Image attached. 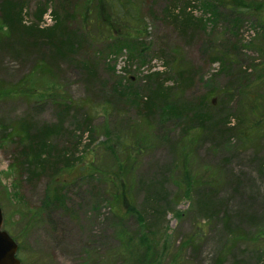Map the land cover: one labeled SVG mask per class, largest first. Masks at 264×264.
<instances>
[{
  "label": "rangeland",
  "instance_id": "rangeland-1",
  "mask_svg": "<svg viewBox=\"0 0 264 264\" xmlns=\"http://www.w3.org/2000/svg\"><path fill=\"white\" fill-rule=\"evenodd\" d=\"M23 1L26 9L23 20L24 23H29L33 20L39 0ZM41 1L47 5L42 24H50L53 17L49 9L59 5L60 0ZM187 1L130 0L131 6L136 9V18L130 24L127 22V34L136 44L131 46L130 41L123 47L109 38L103 26L95 27L94 23L80 21L83 2H78L75 16L70 19L73 23L69 25L77 29L83 28L85 37L79 36V45L72 50L76 65L65 67L62 64L56 79L63 86L65 98L77 105L79 112L75 116L72 108L65 113L62 126L65 130L52 137L51 142L56 147L66 148L75 144L76 155L86 160L92 159L94 155L97 171L93 177H86L67 190V195L74 204L66 206L74 208L75 205L79 207L78 210L84 209L79 212V224L71 219V212L67 214L66 210H57L52 216L57 223L54 231L39 208L46 195L51 194V186L55 185L58 175H54L53 179L47 174L22 178L15 167V156L19 152L17 143L11 141L0 144V206L3 227L15 238L19 254L24 256L26 264H92L97 257H103L114 248L116 242L110 227L112 214L109 211V205H115V202L109 203L114 187L106 184L98 171L109 173L114 167L115 155L110 154L108 148L113 147L111 142L116 135L128 136L133 125L136 128L131 129L132 137L146 130L141 119L143 108L133 99L134 90L139 92L142 99L146 97V90L143 88L146 73L159 70L168 77L170 75L169 79L166 78L168 80L164 79L167 84L173 85L169 95L173 97L180 93V98L188 102L191 98L201 97L216 85L226 84L228 77L238 70V65L230 68L220 58L223 49L234 45V53L237 55L232 58H236V63H241V71L243 67L247 68V77L253 80V84L257 82L256 89L264 97V78H257L258 72L264 67L261 52L264 47V26L261 25L264 14L260 17L258 12H238L227 7L232 10L229 12L220 6L215 12L221 11L222 15L212 16L208 7L205 9L203 6L205 0H189V5ZM243 1L254 4L264 0ZM63 4V12H69L70 1L68 3L65 0ZM184 5H187L185 8L191 6L189 11L192 13L191 23L185 30L182 25H177ZM198 17L201 20H197ZM1 28L0 25V32ZM135 36L137 39L133 38ZM35 63L36 61L31 60L21 64L9 53H2L0 78L11 84L24 73H29L31 65ZM83 66H90L93 74L90 78L87 76L85 81L82 77L86 67ZM179 69H185L184 82L179 79ZM32 79L37 86L48 84L51 80L48 75L38 72L32 74ZM122 84L131 86L127 88L130 90L126 101L123 94L119 95L114 91ZM120 89L125 90V87ZM9 96L13 98L10 102L0 101V119L10 124L17 122L24 114L37 124L54 123L58 120L56 107L46 101V104H40L35 109L26 99H18L15 94ZM240 97H236L234 102L228 101L227 106L222 108L225 113L228 112L229 125L235 126L238 123L239 127H245L250 118L248 110H244L246 115H241L236 106L240 103ZM115 103L120 104V115H116L113 107ZM87 115L92 119L91 131L85 129L81 138L76 140L82 129L75 124L80 125ZM167 124L162 130H147L143 135L155 140L166 130L170 139L176 141L178 150L193 152L188 157L189 169L194 172L200 168L207 171L205 175L212 176L211 189L216 206L212 204L216 214L203 215L194 207V194L190 192L188 196V190H179L173 182L165 183L168 197L162 198L157 205V219L153 225L159 239L157 246L152 247L145 256L139 253L128 264H177L174 254L178 251L185 252L180 264H213L220 250L223 253V264H234L235 259L241 261L244 258L253 261V252L264 251V236L257 238L261 229H264V217L247 222L236 215V210L250 206V211L256 209L255 212L264 213V136L258 132L251 136V141H245L241 137H235L234 130L224 140L212 141L210 137H204L195 145L193 138L188 136L190 131H194L193 124L186 133L170 122ZM166 143L158 139L150 147L141 145V150H144L141 152L139 149L137 158V155L133 156L136 161L128 178L132 177L134 180L132 193L137 203L142 202L145 194V187L141 186L138 179H163L168 175L167 170L169 166L171 168L175 156L173 157L172 149ZM117 157H123L122 152H117ZM84 159L73 164L70 170L72 179L77 172L74 167L84 166ZM70 175L68 178H71ZM179 176L177 168L176 177ZM48 187L50 189L46 193ZM250 195L254 199L250 200ZM225 210L231 216L230 231L225 230L223 224ZM37 217L39 221H36ZM125 228L132 235L140 226L130 218ZM235 237L238 240L232 247L231 241ZM189 238L198 249L194 255L191 250L186 252L183 249ZM240 249L247 252L243 254ZM88 250L90 252L87 253Z\"/></svg>",
  "mask_w": 264,
  "mask_h": 264
},
{
  "label": "trees",
  "instance_id": "trees-1",
  "mask_svg": "<svg viewBox=\"0 0 264 264\" xmlns=\"http://www.w3.org/2000/svg\"><path fill=\"white\" fill-rule=\"evenodd\" d=\"M69 1V12H63V2L65 0H60L59 5H54L53 9H49L53 22L42 24L44 14L47 11V5L44 1H38L33 13V20L29 23H24L23 13L26 9L23 0H0V25L2 27V31L0 32V55L2 53H9L21 64H25L31 60L36 61L35 64L31 65L29 73H24L11 84L5 83L0 78V101L8 103L13 99L9 95L15 94L18 96V99H26V102L35 109L40 104L50 103L56 107L58 112V120L48 124H37L25 114L21 115L17 122L11 124L4 119H0V144L11 141L17 143L19 152L15 156V167L18 168L19 175L22 178L39 177V175L47 174L48 177H52L53 179L54 175H58L55 185L51 186V194L46 195L39 208L42 212L41 214H43V217L45 215L47 222L49 221L54 231L56 230L57 223L52 219V216L57 210H66L67 214L71 212L69 214L71 219H74L79 224V212L84 211V209L78 210L79 207L75 205L74 208L66 206L67 204H74L70 200L71 197L67 195V190L69 186L76 185L82 179L93 177L97 171L93 158L94 155L92 159L86 160L76 155L75 144L72 147L66 148L65 146L56 147L51 142L52 137L59 135L65 130L62 127L65 113L72 110V108L74 109L75 116L79 112L77 105H74L69 99L65 98L63 86L56 79L57 74L60 73L62 64L65 67L73 64L76 65L74 63L76 60L74 51L72 50L79 45V36L81 38L82 36L85 37L83 28L77 29L69 25V23H73L70 19L75 16L78 2H83L81 5L80 21H88L89 24L94 23L95 27H99V25L103 26L109 38L115 43H120L121 47H123L132 39L127 34L129 32L127 31V27H129L127 22L130 24L136 18L134 16L136 9L131 6L130 0H68V3ZM187 2V5H189L190 1L188 0ZM187 5H184V8L181 9L182 16L177 19L179 21L177 25H182L183 30L187 29L192 20V13L189 11L191 6L185 8ZM203 6L205 9L208 7L209 13L212 16L222 15L221 11L219 13L215 12L220 6L226 9L231 8L238 12L243 10L246 12H258L260 17L264 14V1L249 4L243 0H205ZM232 10L228 9L229 12H232ZM175 16L177 18V15ZM262 18L264 21V17ZM197 20H201V17H198ZM261 25L264 26V22H261ZM133 38L137 39V36ZM133 44L136 43L131 41L130 45L132 46ZM234 50V45L228 49H223L220 58L224 62V65H229L230 68L238 65V70H235L228 77L229 80L226 84L212 87L210 91L203 93L201 97L191 98L188 102L180 98V93L171 97L169 93L173 85H169L166 83L167 81H164L168 76L159 70H154L144 75V79H146L143 85L144 90H146L145 98L142 99L139 92L134 90L133 99L137 105L140 103V107L142 106L143 108L141 110V119L146 130L133 135V138L130 136L131 129L135 127L133 125L130 127L128 136L126 134L116 135L111 142L113 147L108 148L110 154L115 155V165L109 173H107L108 171H98L104 182L106 180V184L112 186V188L114 187L109 198V203L112 201V203L115 202V205H109V211L112 214L110 227L116 244L109 253L103 255V257H97L96 262L92 264H128L131 260L133 262L139 253H143L142 256H145L151 251L152 247L157 246L159 239L158 235H156L157 229H154L153 225L154 220L157 219L155 212L157 205L162 198L168 197L164 188L165 183L173 182L179 187V190L182 189L184 192L188 190V196H190V192L194 194V207L197 211H201L203 215L211 214L212 216L216 214L213 212L214 205L216 206V204L213 199L214 192L211 189L210 179L212 176L205 175L207 171L200 168L191 172L189 169L191 167L188 166V157L192 151L184 153L178 150L176 148V141L170 139L169 135L166 134V130L160 133L157 138L167 142L166 144L172 149L173 157L175 156L171 168L169 166L167 170L168 175L164 176L163 179L152 177L138 179L141 186L145 187V194L140 203H137L133 196L134 180L132 177L128 178V175L133 170L134 161L139 156L138 153L139 149L141 150V145L150 147L153 141L158 140H152L150 137L147 139L143 135L145 131L162 130L163 127H167L168 122L172 126L181 128L185 133L190 130L189 126L193 124L194 131H190L188 136L193 138V140L191 138L190 140L195 145L204 137H210L212 141L215 139L224 140L234 130L236 131L235 137H241L245 141H251V136L258 132L262 134V137L264 136V97L259 95L256 89L257 82L255 81L253 84V80L247 77V68L243 67L241 71V63H236V58H232V56L237 55L234 53ZM261 52L264 56V47ZM83 67H86L83 69L85 73L82 77L83 81H85L87 76L90 78L93 74L90 66ZM184 70L179 69L178 74L182 82L186 80V78H183ZM34 72L48 75L51 78L50 82L37 86L36 82L32 79ZM257 78H264V67L258 72ZM128 84L119 85V87L114 89L116 94H123L125 101L128 98V91L130 90L127 88H131ZM120 87H125V90L120 89ZM252 92H255V94L253 95ZM240 95H243V97H240ZM244 95L247 97H244ZM236 97H240V103L236 104V106L241 115L245 114L244 110H248L250 121L245 127H239L238 123L235 126H233L234 124L229 125L230 118L228 117V112L225 113L222 108L224 105L227 106L228 101H236ZM113 107L116 115H120V104L115 103ZM91 123L92 119L87 115L83 117L80 125L75 124V126L82 129L81 133L76 136V140L81 138L85 129L91 131ZM72 133L75 134L74 131ZM117 152H122L123 157L116 158ZM134 155L137 156L135 157ZM80 159H84L86 163L84 166L78 165V167H74L77 172L74 179H72L73 176L70 175V170L73 164L77 163ZM177 168L179 169V177H176ZM69 175L71 178H68ZM49 189L50 187L47 188L46 193ZM248 198L252 200L254 196L250 195ZM255 211L256 209L250 211V206H247L244 209L238 208L236 215L241 220L246 219L247 222L260 219L262 216L264 217V213ZM33 218L35 217L33 216ZM130 218L136 220L140 226V229L132 233V235H129L128 228H125L126 222ZM230 219L229 212L225 210L223 224L227 231H230ZM39 220L37 217L36 221ZM239 235L242 236L244 234ZM261 236H264V229H261L257 238ZM189 239L185 242L183 249L186 252L187 250H191V254L194 255L196 253L195 250L198 249H196L197 247L193 241ZM233 239L231 241L232 247L238 240L236 237ZM19 250L18 248L21 264H26L25 258L21 253L19 254ZM240 251L243 254L247 252L245 249H240ZM84 253H86L85 250ZM93 253L96 254L94 250ZM174 255L176 257L175 261H177V264H180V259L183 258L185 252L178 251ZM222 255V250L217 252L213 264H223L224 259ZM251 256L253 257V261H247V258L241 261L235 259L234 264H264V251L253 252Z\"/></svg>",
  "mask_w": 264,
  "mask_h": 264
},
{
  "label": "water",
  "instance_id": "water-1",
  "mask_svg": "<svg viewBox=\"0 0 264 264\" xmlns=\"http://www.w3.org/2000/svg\"><path fill=\"white\" fill-rule=\"evenodd\" d=\"M2 213L0 208V264H20L16 255L17 243L9 233L1 228Z\"/></svg>",
  "mask_w": 264,
  "mask_h": 264
}]
</instances>
